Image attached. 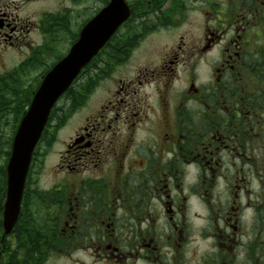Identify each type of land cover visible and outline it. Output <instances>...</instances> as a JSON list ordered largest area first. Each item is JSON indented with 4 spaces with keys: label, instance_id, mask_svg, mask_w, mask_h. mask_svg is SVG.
I'll use <instances>...</instances> for the list:
<instances>
[{
    "label": "flooded vegetation",
    "instance_id": "obj_1",
    "mask_svg": "<svg viewBox=\"0 0 264 264\" xmlns=\"http://www.w3.org/2000/svg\"><path fill=\"white\" fill-rule=\"evenodd\" d=\"M125 1L123 27L135 24L148 48L109 72L63 141L55 184L39 188L43 263L264 264L255 233L264 224V0ZM110 2L0 0V131L29 107L4 92L43 64V31H69ZM0 177V264L30 263L29 206L23 196L6 232ZM193 203L211 221L199 229L212 240L200 254Z\"/></svg>",
    "mask_w": 264,
    "mask_h": 264
},
{
    "label": "rangeland",
    "instance_id": "obj_2",
    "mask_svg": "<svg viewBox=\"0 0 264 264\" xmlns=\"http://www.w3.org/2000/svg\"><path fill=\"white\" fill-rule=\"evenodd\" d=\"M135 22V21H134ZM85 23V20L79 19L78 21H73L71 24H69V31H65L64 28H61V30L57 31L51 26L48 30L43 31V64L39 63L35 66H29L25 70H22V74H19L20 76H24V81L22 83L19 82V84L12 85L10 84V90L4 92L13 94L17 91L15 88H23V86H27L30 90L35 91L40 84V76L42 73L45 72V70L52 65L61 55L65 54L72 42H74V39L77 38V35H74V33H78V28L81 29V26ZM135 26V24H133ZM132 26V25H130ZM129 29L128 26H124L119 30L117 33L118 36H126L127 30ZM78 31V32H77ZM46 34H45V33ZM139 33V29H138ZM129 36V35H127ZM116 40V39H115ZM149 44L145 38H142L141 35H138L137 37L132 36L129 40V43H127V47L122 51V53L115 58V61H112L109 64H113L112 68L110 70H105L103 72V78L99 79V82L94 86V89L86 98H84L81 102L75 103V105H72V102L69 98V95L63 96L61 100L58 102L57 106L53 110L52 117L50 119V125L47 127L48 130L43 137V139L40 141L39 145L36 148V154L33 161L32 169L29 174L28 178V188L31 190H39V188L43 185V189L45 188H51L55 182H56V169H57V163L60 159V152L64 148V140H69L70 137L73 135V131L75 127L80 124L82 117L86 116L91 112L93 109V104L95 103V100L97 99L101 89H105V86L107 85L106 77L109 75V72L117 70L120 66H123L126 63H129L130 61L132 63L136 62L147 50ZM147 47V48H146ZM68 48V49H67ZM12 60V59H11ZM19 57H16L13 61V64H17L19 62ZM12 64V65H13ZM15 67L12 66L11 69ZM87 71V70H86ZM87 73V72H85ZM111 74V73H110ZM7 95V94H6ZM72 99V98H71ZM62 115H66L65 119L62 117ZM13 117L10 116L9 119H12ZM8 118L7 116H4V121H6ZM17 126V125H16ZM15 126V127H16ZM4 127V126H3ZM15 127H12V125L5 127V130L1 132V134L7 136H14ZM12 144V141H11ZM5 146H8L7 149L10 151L11 145H7L5 141ZM9 156L4 153V150L0 149V164L6 165L8 161ZM3 178L0 177V183H2ZM27 206H29L28 209V215L30 216V219L35 218L39 224L40 230V216L41 214V203L38 199H28ZM192 215L195 213L199 214L198 218L193 219V231H192V245L191 247L194 248L195 244H198V253L200 254L202 251L209 250V244L212 242L211 239L203 240V237L201 240L199 239L200 232L199 229L202 226L209 227L211 224V221L208 219V211L205 210L201 205H198L196 203H193L192 208ZM46 217L45 213L43 212V218ZM258 222V220H257ZM257 224V223H256ZM262 225V226H261ZM246 228L245 231L247 233H250V227L248 223L245 224ZM259 226V227H258ZM258 228H256L255 233H257V238L260 237V240L264 242V224L261 223L260 225L257 224ZM45 230V229H44ZM43 230V235L48 233L50 234V231L48 230V233L46 230ZM210 233V230L208 231ZM197 238V239H196ZM80 255V254H79ZM64 260H55L54 256H50L48 258V261L46 264H63ZM29 264V263H27ZM43 258H42V263Z\"/></svg>",
    "mask_w": 264,
    "mask_h": 264
},
{
    "label": "water",
    "instance_id": "obj_3",
    "mask_svg": "<svg viewBox=\"0 0 264 264\" xmlns=\"http://www.w3.org/2000/svg\"><path fill=\"white\" fill-rule=\"evenodd\" d=\"M129 15L130 9L125 0H111L83 27L79 39L69 53L44 76L16 132L7 165L8 192L4 221L6 232L14 227L19 217L33 153L52 108Z\"/></svg>",
    "mask_w": 264,
    "mask_h": 264
},
{
    "label": "trees",
    "instance_id": "obj_4",
    "mask_svg": "<svg viewBox=\"0 0 264 264\" xmlns=\"http://www.w3.org/2000/svg\"><path fill=\"white\" fill-rule=\"evenodd\" d=\"M132 36L134 37L138 36V28L135 27L134 25L129 26L126 36L121 37L118 36V34L114 35L110 39V41L106 44V46L97 54V56L94 57L93 60L83 69L79 77L74 81L73 85L65 93V96L67 94L69 95L72 105H75L74 101L75 103H78L79 101L81 102L84 98L88 96V94L92 92L94 86L99 82V79L103 78V72H105V70L107 71L112 68L113 64H109L111 60L115 61V58L118 57L122 53V51L127 47V43H129V40L131 39ZM48 69L49 67L45 70V72ZM29 94H31V96L28 98ZM29 94L27 95V93L25 94L23 92L17 91L14 92L13 94L7 95V99L8 100L14 99L17 102V104L22 105L25 99L31 100L32 92H30ZM52 114L50 116V119L52 117ZM62 117H64L63 119H65L66 115L65 116L62 115ZM47 130L48 128L45 129L42 139L45 136ZM1 132L2 131H0V149L4 150V153H6V155L9 156L10 151L7 149L8 146H5V141L7 145L9 144L11 145L12 137L11 135L10 136L6 135L5 138V135L1 134ZM0 173H4V174L6 173L5 165L3 164H0ZM39 193L40 192L37 190H31L27 188L25 192V198L26 200L31 198L35 199L36 197H38ZM29 227H30L29 251L31 254V259L29 264H41L42 263L41 230L35 218H32ZM21 246L23 248L25 247L24 244H22ZM50 246L55 247V245L48 244V248ZM14 264H27V260L24 259L19 260L18 258H15Z\"/></svg>",
    "mask_w": 264,
    "mask_h": 264
}]
</instances>
